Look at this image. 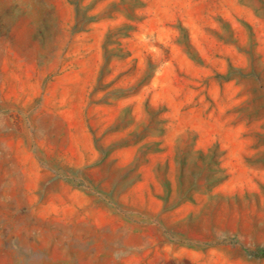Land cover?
Returning <instances> with one entry per match:
<instances>
[{"label":"rangeland","instance_id":"obj_1","mask_svg":"<svg viewBox=\"0 0 264 264\" xmlns=\"http://www.w3.org/2000/svg\"><path fill=\"white\" fill-rule=\"evenodd\" d=\"M264 0H0V264H264Z\"/></svg>","mask_w":264,"mask_h":264},{"label":"trees","instance_id":"obj_2","mask_svg":"<svg viewBox=\"0 0 264 264\" xmlns=\"http://www.w3.org/2000/svg\"><path fill=\"white\" fill-rule=\"evenodd\" d=\"M262 256H264V254Z\"/></svg>","mask_w":264,"mask_h":264}]
</instances>
